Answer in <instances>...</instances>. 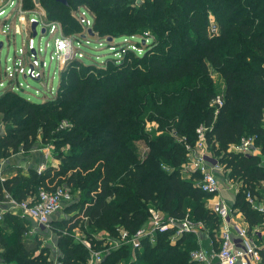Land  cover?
<instances>
[{
    "label": "trees",
    "instance_id": "1",
    "mask_svg": "<svg viewBox=\"0 0 264 264\" xmlns=\"http://www.w3.org/2000/svg\"><path fill=\"white\" fill-rule=\"evenodd\" d=\"M46 22L61 23L70 34L81 25L72 12L86 5L93 13L90 38L97 32L108 42L119 35L152 36L126 44L139 46L141 54L124 47L105 66L77 56L59 72L54 95L31 100L13 89L0 93V158L17 149L44 144L67 145L56 153L60 163L40 172L28 167L3 169L0 200L32 197L40 188L64 186L78 199L66 205L80 208L70 219H56L59 226V264H86L81 244L60 234L62 225L76 226L79 218L109 235L116 228L133 234L147 225V208L154 206L164 217L188 216L203 224L215 243L219 218L208 206V194L197 184L199 174L184 177L186 145L193 146L199 125L222 164L224 175L241 184L231 209L243 216L248 229L264 221L246 193L260 194L264 165L255 154L228 152L230 144L248 134L262 136L264 113V0H37ZM25 9L33 0H22ZM217 31H209V16ZM142 34V35H141ZM144 36V35H143ZM110 37V38H108ZM145 40V42H144ZM225 81L222 104H210L218 95L210 69ZM154 121L158 133L144 129ZM67 126H63V123ZM143 141L141 152L136 143ZM264 145V144H263ZM220 152V153H219ZM25 219L4 212L0 219V264H52L45 247L28 238ZM175 227L156 233L154 242L141 239L139 248L122 245L104 255L98 264H198L189 252L198 247L193 233L175 234ZM264 264V250L260 249Z\"/></svg>",
    "mask_w": 264,
    "mask_h": 264
},
{
    "label": "built area",
    "instance_id": "2",
    "mask_svg": "<svg viewBox=\"0 0 264 264\" xmlns=\"http://www.w3.org/2000/svg\"><path fill=\"white\" fill-rule=\"evenodd\" d=\"M15 1V2H13ZM13 5L12 10L5 15V6ZM39 3L37 0H33V7L25 9L22 5V0H0V16L5 15L4 20L16 17L18 24L16 27H9L6 30H1L2 33H25L27 35L25 44L23 47L18 48L19 63L13 61L12 66L5 65L3 72L6 77L13 79L16 74V69L19 73H23L25 76L30 78H39L38 72V57L35 54V36H30V26L33 22L39 23L40 13ZM72 15L77 22L83 28V35L88 33V29L91 27L92 18L87 13L86 8L83 5L78 6ZM210 21V20H209ZM54 23H43L48 25L49 31H54ZM211 32L217 29L214 21L209 22ZM44 28V27H41ZM82 39V37H80ZM74 37H68L64 35L56 34L53 40L54 56L63 65L71 58L75 56L80 57V52L75 50ZM105 41V38H103ZM102 40V41H103ZM79 44V40H77ZM40 46L38 47V50ZM52 50V51H53ZM50 53V58H52ZM62 55V56H61ZM27 61V65L24 64ZM29 62V63H28ZM12 68V69H11ZM14 87V85H13ZM222 104V98L220 95H216L211 105L214 107L215 112L218 107ZM207 127L205 125H199L196 128V141L193 147L186 145L189 149L187 155H189L188 162L183 168L184 171L197 172L199 179L197 181L200 189L208 194L206 198V206L218 216L219 218V229L217 234L218 246L212 249L210 252H206L200 247L192 249L189 252V258L196 263L209 264L212 261H216L217 264H259L261 256L259 249L254 243L253 236L250 234L247 224H240L231 218V208L227 201L219 195V180L217 172L224 174L225 170L221 163L218 162L217 158L213 157L207 152L206 134ZM253 139L249 137H241L236 143L230 144L227 148L228 152H236L242 154H254L256 146L252 144ZM193 149V153H190ZM38 172L41 170L38 169ZM190 175V174H189ZM226 177V176H225ZM0 180L2 178L0 177ZM70 191L64 186H57L52 190L40 188L37 194L32 197H28L23 200H16L9 194H5L3 201L6 202V209L0 211V219L2 218L3 212L7 211L11 214L18 215L19 217L31 221L34 224L32 231L36 230L39 232V228L46 227L54 220L55 213H57L62 206L68 205L74 201L71 199ZM246 198L250 206L261 213L264 218V182L261 184L260 194L246 193ZM147 225L144 228L137 229L133 234L129 233L123 228H116L115 235H109L105 233V236L100 240L105 242V239L109 241L111 245L122 246L132 245V248H139L141 239L146 237L150 242H154L156 233L161 232L168 227H175V234L182 233H193L197 236L198 232L203 229V224L200 222H194L186 215L180 219L174 217H164L161 210L154 206H148L147 208ZM109 251H107L108 253ZM106 253V254H107ZM102 253L91 251L89 253L86 264H97L103 259ZM132 260V259H131ZM128 261L125 264H132Z\"/></svg>",
    "mask_w": 264,
    "mask_h": 264
},
{
    "label": "rangeland",
    "instance_id": "3",
    "mask_svg": "<svg viewBox=\"0 0 264 264\" xmlns=\"http://www.w3.org/2000/svg\"><path fill=\"white\" fill-rule=\"evenodd\" d=\"M15 2V1H13ZM134 4H137L141 2V0H135ZM39 9L37 11L40 13L39 15V23H36L35 26V35H32V31L30 28V31L28 34L30 36H35L34 41L36 45L35 54L37 55L38 62V72L40 77L30 78L25 76L23 73H19V71L16 69V74L13 79H10L5 76L3 69L5 65L12 66L13 61L16 63H19V54H18V48L23 47L27 38V35L25 33H14L10 32L4 34L2 33V29L7 31V28L10 25V28L16 27V24H18V20L16 17H12L13 20L8 19L4 20V17L7 13H9L13 5H6L5 6V15L0 16V41L2 42V45L0 47V93L6 89H13L15 92L21 93L22 95L26 96L28 99L31 100H40L44 99L45 97L49 95H54L58 82H59V72L64 66L57 58L52 54L54 52L53 50V40L56 34L64 35L68 37H74V46L75 50L77 52H80L79 59H82L83 61L93 63L99 66H105V61L107 58H117L120 53H122V49L124 47H131V49L138 54L142 53V49L139 46H133L128 45L126 43L133 41H138L140 37H144L146 40V36H152L153 34L149 30H145L142 36H139V34L135 35H119L116 37H112L108 42H102L103 39H100L97 32L92 35V38H90L89 34L86 33L84 36L83 34V28L77 29L75 32L66 34L63 32V28L60 22L51 20L49 23H54V31H49V26L43 25V23L47 24L48 22L45 21L46 14L44 11V8L39 4ZM84 8H86L87 13L92 18V24L90 29H92L93 26V19L94 15L89 10V8L86 5H83ZM209 22L211 23L213 21V15L209 16ZM41 27H44L43 31H41ZM210 27V25H209ZM208 27L209 31L210 28ZM217 31V29L215 30ZM214 31V32H215ZM82 37V39H80ZM79 40V44L78 41ZM144 40V42H145ZM104 41V40H103ZM40 46V49L38 50V47ZM53 50V51H52ZM50 53L52 54V58H50ZM19 55V56H18ZM62 56V55H61ZM29 63V62H28ZM27 65V61L24 64V66ZM12 69V68H11ZM211 83L215 88V91L218 95H221L223 93L224 87H225V81L223 76L214 70L213 68L210 69L209 73ZM14 85V87H13ZM213 99V98H212ZM212 101V100H211ZM211 106V102L209 104ZM4 123H0V132L4 133L3 128ZM68 124L65 122L63 123V126H67ZM261 125L264 129V113L261 121ZM144 129L147 131H153L154 133H158L161 129L158 128L157 124L154 121H146L144 124ZM251 136L253 139L252 144L256 146L255 155H258L260 158V163L264 165V143L262 140V136H255L254 134H246L243 137H249ZM240 140V139H239ZM238 140V141H239ZM207 144V152L211 154L213 157L217 158L215 156L216 150H211V144L212 142ZM138 149L143 152L145 150V144L143 141H138L136 143ZM188 145V144H185ZM191 146V145H188ZM186 147V146H185ZM193 147V146H191ZM67 145H60L56 146L55 144H44L41 143L39 140L35 141L32 146L29 149H17L16 151H12L8 156L1 157L0 158V172L2 175L6 176L7 173H3V169L10 170L13 167L19 168L21 172L25 171L28 167H25L29 165V167H35L37 170H43L44 168L52 165H57L60 163V159L56 157V153L62 152L66 153L68 151ZM187 153L188 150L187 149ZM186 153V160L182 163L181 171L184 177L189 176L190 172L189 170L184 171V167L186 166V163L188 162L189 155ZM190 153H193V149H191ZM220 153V152H219ZM226 172V177H227ZM6 174V175H5ZM225 177V175H224ZM228 178V177H227ZM223 179V178H222ZM234 183L241 184L240 181H237ZM225 184V183H223ZM68 189V188H67ZM69 190V189H68ZM71 193V199H78V195L76 192H70ZM66 205L64 204L62 208L57 212L56 216L58 218L56 219H70L72 215L80 211V208H75V210L68 211L65 209ZM234 214H237L234 212ZM27 222V221H26ZM31 221H28L30 223ZM32 227L28 226V229L34 228V225H31ZM57 225L50 222V224L44 228L40 227L39 232H29L30 234L27 236L28 238L37 239L40 247L46 248V255L47 257L51 258L52 264H59L58 262V255L61 253V249L59 246V233L57 231ZM204 230V229H202ZM205 231V230H204ZM105 231L103 229H96L92 227L91 225H88L85 218H79L76 222V226H70L69 225H62V229L60 234L65 235L68 234L70 241L75 242L78 244H81L84 249L87 252V255L89 256V253L91 251L100 252L102 255H105L107 251L108 253L111 252V250L120 248V246H114L105 239V242H102L100 240L102 237L105 236ZM207 233V231H206ZM127 245V244H126ZM1 251V250H0ZM98 264V263H97Z\"/></svg>",
    "mask_w": 264,
    "mask_h": 264
},
{
    "label": "crops",
    "instance_id": "4",
    "mask_svg": "<svg viewBox=\"0 0 264 264\" xmlns=\"http://www.w3.org/2000/svg\"><path fill=\"white\" fill-rule=\"evenodd\" d=\"M29 167V165L25 166ZM6 175V174H5ZM218 180H219V195L222 196L229 205H231L234 201V197L239 189L240 184L234 183V181L228 179L227 177H224V174L222 175L221 173L217 172ZM0 177L3 179L4 175L1 174L0 172ZM223 178V179H222ZM237 182V181H235ZM225 183V184H223ZM6 202L0 200V211L6 209ZM6 212V211H5ZM237 213V214H234ZM4 213V212H3ZM57 213H55V217ZM3 215V214H2ZM18 216V215H17ZM19 217V216H18ZM231 218L232 220L240 223V224H246V222L243 219L242 214L237 210V209H231ZM26 220V219H25ZM27 221V226L32 227L31 225H34L32 222L28 223ZM29 232H37L36 230L32 231V229H28ZM250 234L253 236V240L257 248L263 249L264 250V221L260 224H257L250 229ZM197 238V243H198V248L200 247L206 252H210L212 249L216 248L218 246V240L216 239L215 243L212 242L208 236L206 231L200 230L196 236ZM199 264H205V263H199ZM209 264H217L216 261H212Z\"/></svg>",
    "mask_w": 264,
    "mask_h": 264
},
{
    "label": "water",
    "instance_id": "5",
    "mask_svg": "<svg viewBox=\"0 0 264 264\" xmlns=\"http://www.w3.org/2000/svg\"><path fill=\"white\" fill-rule=\"evenodd\" d=\"M55 1L60 2V3H62V4H67V0H55ZM35 26H36V22H33V23L31 24V26H30L31 31H32V35H35V33H36V31H35ZM43 30H44V29L42 28L41 31H43ZM88 33H89V34H92V31H91L90 28L88 29ZM108 38H110V37H108ZM1 45H2V42L0 41V47H1Z\"/></svg>",
    "mask_w": 264,
    "mask_h": 264
}]
</instances>
